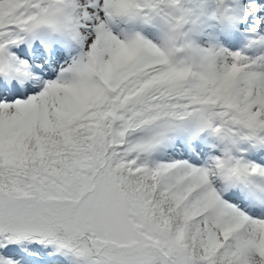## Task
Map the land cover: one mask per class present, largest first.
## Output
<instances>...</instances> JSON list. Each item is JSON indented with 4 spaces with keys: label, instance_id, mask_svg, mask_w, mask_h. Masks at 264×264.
I'll return each instance as SVG.
<instances>
[{
    "label": "snow or ice",
    "instance_id": "6c2138e0",
    "mask_svg": "<svg viewBox=\"0 0 264 264\" xmlns=\"http://www.w3.org/2000/svg\"><path fill=\"white\" fill-rule=\"evenodd\" d=\"M0 264H264V0H0Z\"/></svg>",
    "mask_w": 264,
    "mask_h": 264
}]
</instances>
